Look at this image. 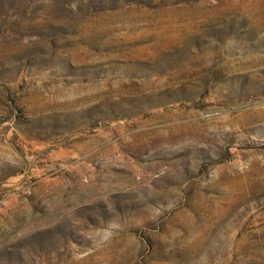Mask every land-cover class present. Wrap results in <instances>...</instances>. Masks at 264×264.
Wrapping results in <instances>:
<instances>
[{"label": "rangeland", "instance_id": "obj_1", "mask_svg": "<svg viewBox=\"0 0 264 264\" xmlns=\"http://www.w3.org/2000/svg\"><path fill=\"white\" fill-rule=\"evenodd\" d=\"M0 264H264V0H0Z\"/></svg>", "mask_w": 264, "mask_h": 264}]
</instances>
